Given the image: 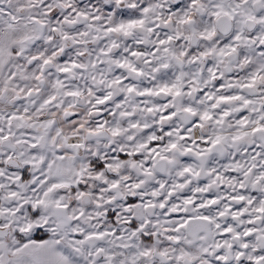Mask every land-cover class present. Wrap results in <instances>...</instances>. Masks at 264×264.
Segmentation results:
<instances>
[{
  "label": "snow or ice",
  "instance_id": "1",
  "mask_svg": "<svg viewBox=\"0 0 264 264\" xmlns=\"http://www.w3.org/2000/svg\"><path fill=\"white\" fill-rule=\"evenodd\" d=\"M0 264H264V0H0Z\"/></svg>",
  "mask_w": 264,
  "mask_h": 264
}]
</instances>
